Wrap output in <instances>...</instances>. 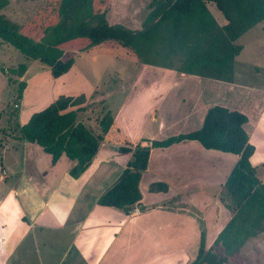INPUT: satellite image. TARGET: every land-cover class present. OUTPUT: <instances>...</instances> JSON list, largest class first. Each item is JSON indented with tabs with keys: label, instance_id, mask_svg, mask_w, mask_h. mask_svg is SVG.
Instances as JSON below:
<instances>
[{
	"label": "crops",
	"instance_id": "crops-1",
	"mask_svg": "<svg viewBox=\"0 0 264 264\" xmlns=\"http://www.w3.org/2000/svg\"><path fill=\"white\" fill-rule=\"evenodd\" d=\"M123 15L120 21L126 24ZM220 20L221 25L224 20ZM255 41L264 46L262 35ZM238 55L233 76L244 70L264 75V63H253V68L252 61ZM131 83L124 96L129 90L130 95L116 106L118 111L106 107L112 123L92 160L76 177L69 173L73 162L64 155L51 164L37 144L19 134H0V264H189L201 233L205 244H212L226 223L220 218L221 208L228 211L222 202L223 187L239 157L232 152L206 149L195 139L153 146L141 172L138 203L124 210L98 204L97 199L131 158V152H120L119 147L150 145L152 140L197 130L214 105L245 114L242 127L254 146L253 167L252 158L264 140V87L237 77L225 81L154 65L142 68ZM229 91L234 97L227 95ZM55 92L79 97L86 106L81 92L62 88ZM52 96L57 97L52 92L49 99H40L44 101L39 107L40 100L27 102L25 106H32L26 113L25 106L19 108L14 123H25L52 102ZM86 110L87 106L81 112ZM99 120L95 118V128L88 126L94 133L100 132ZM261 164L264 167V161ZM254 171L262 179L257 167ZM261 175L264 182V171ZM154 182L164 184L166 190H150ZM137 206L139 211L133 212Z\"/></svg>",
	"mask_w": 264,
	"mask_h": 264
},
{
	"label": "trees",
	"instance_id": "trees-1",
	"mask_svg": "<svg viewBox=\"0 0 264 264\" xmlns=\"http://www.w3.org/2000/svg\"><path fill=\"white\" fill-rule=\"evenodd\" d=\"M9 2L0 0V40L47 67L54 78L69 71L76 55L74 49L88 51L115 42L129 50L141 64L167 68H173L169 66L170 58L184 56L189 51L188 56L199 59L197 62L202 66L197 70L192 66L177 67V71L232 81L233 59L242 49L234 41L264 22V0H149L148 12L137 27L110 23L105 0H57L50 8L54 15L43 17L44 23L36 27L39 31L28 35L18 22L2 12ZM210 3L223 17V24L215 20ZM25 70L24 63L10 69L18 76ZM17 83L19 100L25 81ZM80 103L79 97L60 94L33 112L25 123L14 126L20 138L37 144L50 156L51 164L61 155L72 161L69 173L74 177L88 166L113 120L110 112H105L99 120L100 132L94 133L79 118L86 107ZM246 120L245 114L237 110L214 105L208 108L197 130L152 140L150 145L119 147L120 152H131V158L117 180L100 194L97 203L128 210L140 201L139 180L153 146L195 139L206 149L232 152L239 157L224 182L230 199L227 207L232 213L208 248L201 233L198 251L189 263L227 264L229 256L264 229V182L257 178L250 163L254 146L248 142L242 127ZM166 188L160 182L149 187L152 191ZM216 245L223 248L222 254L212 251Z\"/></svg>",
	"mask_w": 264,
	"mask_h": 264
},
{
	"label": "rangeland",
	"instance_id": "rangeland-1",
	"mask_svg": "<svg viewBox=\"0 0 264 264\" xmlns=\"http://www.w3.org/2000/svg\"><path fill=\"white\" fill-rule=\"evenodd\" d=\"M55 2H57V0H12L8 7L5 6L3 8L2 12L6 17L18 22L22 26L23 32L29 35L39 31L36 27L40 23H44L45 20H42L43 17H51L54 15L50 8L54 6ZM105 2L104 7L107 10L106 17L110 23H124L120 21L124 13L123 20L128 21L126 24L137 27L140 26L148 12L149 0H105ZM209 6L215 20L218 24L221 23V14L219 11L212 3H210ZM45 8L48 9L44 10ZM43 10L45 13L41 14ZM39 16L40 19L35 18ZM263 31L264 22H260V27L257 28L255 25L245 32V34H242V37L240 36L234 41L241 45L243 50L241 55H238L237 58L249 59L252 61L250 65H252L253 68H255L253 63H264V46H259L255 41V39L261 35L262 38H264ZM73 52L76 54L74 55L73 66L66 75L55 79L51 77L47 67L41 65L34 59L26 58L15 47L0 40V112L2 114L0 134H18L13 124L17 121L16 118H18L17 114L19 108L25 106L27 102H32L34 99L36 102V100L46 98L52 94V92L56 97L58 93H62V91L58 93L55 92V89L59 91V88L69 92H81L84 99L85 97L87 98L85 102L87 110L83 113L81 112L79 118L83 119L88 126L95 128V118L100 119L104 112H106V107L108 105L112 107L115 106V112L118 111L121 102H125L130 95L131 91L129 90V95L124 96L126 94V89L132 84V79L136 77L137 73L142 68L146 69L151 66L141 64L129 50L122 48L115 42L101 44L92 48L89 52L77 51L75 49ZM190 53L191 52L188 51L184 56L179 57L176 55L170 58L169 63L171 65L169 66H173L172 69L175 68L174 70H176L177 67L187 68L191 66L194 67L195 70L200 69L202 65L197 62L199 59H191L188 56ZM234 58H236V56ZM193 61H196V63ZM20 63L26 65V70L22 76H18L10 71L11 68L16 69ZM261 73V71L256 73L254 70H244L241 74H234L233 77L239 78L240 81L252 83L254 86L264 87V75ZM19 80L26 82L23 90L25 99H21L20 102L16 99L17 82ZM84 80H86V82H84ZM119 88H122V90H119ZM233 94L234 92L229 91L227 95L234 97ZM52 99H54L53 96ZM131 100H128V104L133 101ZM43 101L44 100H40L36 106L39 107ZM46 101L47 100H45V102ZM117 105L118 107H116ZM31 106L32 105L25 106L23 109L24 113H26ZM260 144L261 148L252 158V163L254 164V168L257 167V171L260 173L259 176L263 179L261 174L262 171H264V167L261 168L259 165H262L261 162L264 161V140L260 141ZM260 160L261 162H259ZM255 175L257 176L256 171ZM257 178L259 177L257 176ZM262 179L260 180L262 181ZM223 189L226 195H222V202L224 203L223 206L228 211L226 212L221 208L220 218L227 221L228 217H226V214L228 213L230 216L232 212L231 209L227 207L230 202L227 190L225 187H223ZM135 208L138 209V206ZM205 247L208 248V245L205 244ZM212 251L222 254L223 248L220 245H216L212 247ZM227 260V264H264V229L247 239L240 250L232 256H229Z\"/></svg>",
	"mask_w": 264,
	"mask_h": 264
},
{
	"label": "built area",
	"instance_id": "built-area-1",
	"mask_svg": "<svg viewBox=\"0 0 264 264\" xmlns=\"http://www.w3.org/2000/svg\"><path fill=\"white\" fill-rule=\"evenodd\" d=\"M134 212H138V209L137 208H134V210H133Z\"/></svg>",
	"mask_w": 264,
	"mask_h": 264
}]
</instances>
